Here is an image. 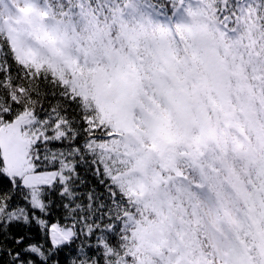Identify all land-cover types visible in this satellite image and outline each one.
I'll list each match as a JSON object with an SVG mask.
<instances>
[{
	"label": "snow or ice",
	"instance_id": "6c2138e0",
	"mask_svg": "<svg viewBox=\"0 0 264 264\" xmlns=\"http://www.w3.org/2000/svg\"><path fill=\"white\" fill-rule=\"evenodd\" d=\"M0 264H264V0H0Z\"/></svg>",
	"mask_w": 264,
	"mask_h": 264
}]
</instances>
